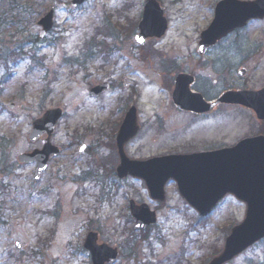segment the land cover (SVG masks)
Masks as SVG:
<instances>
[{
    "label": "rangeland",
    "instance_id": "obj_1",
    "mask_svg": "<svg viewBox=\"0 0 264 264\" xmlns=\"http://www.w3.org/2000/svg\"><path fill=\"white\" fill-rule=\"evenodd\" d=\"M70 1L0 0V264H91L83 248L89 231L119 249L112 264L206 263L242 220L244 205L226 196L199 217L173 181L163 202L151 200L143 181L115 175L114 137L131 105L141 129L125 146L130 158L214 150L250 136L247 108L194 118L173 106L171 92L182 72L195 77L191 88L205 99L263 87L264 19L199 57V34L219 0H156L168 29L144 45L134 40L144 0ZM50 8L53 28L41 38L37 21ZM103 82L109 90L92 97L90 89ZM52 108L63 111L50 138L61 152L34 179V165L17 158L41 148L45 136L27 137L32 121ZM129 200L154 210L156 223L134 230ZM227 264H264V239Z\"/></svg>",
    "mask_w": 264,
    "mask_h": 264
},
{
    "label": "water",
    "instance_id": "obj_2",
    "mask_svg": "<svg viewBox=\"0 0 264 264\" xmlns=\"http://www.w3.org/2000/svg\"><path fill=\"white\" fill-rule=\"evenodd\" d=\"M85 0H71L72 6ZM53 9L38 21L43 37L52 27ZM264 18V0H220L214 6L213 18L199 35L197 53L203 54L218 40L247 21ZM139 34L135 41L143 45L148 38L159 39L167 29L163 8L156 0H145L138 24ZM239 71V75H243ZM193 78L186 74L175 77L172 91L173 103L181 110L202 113L219 103L241 105L254 109L259 120H264V88L258 91H226L215 102L207 103L198 93L190 90ZM108 83H102L90 90L97 97L108 90ZM63 112L60 108L49 109L32 122L28 140L34 142L46 135L41 149L18 156L20 163L35 164L34 179L46 169L49 156H56L60 149L50 143L55 125ZM137 111L131 106L115 137L119 163L115 168L118 178L127 175L145 182L151 199L164 201V186L168 180L176 184L179 195L200 216L208 215L226 194L233 195L245 204L242 221L234 225L225 237L220 252L207 264H225L248 247L264 238V136L248 137L234 146L214 151L192 154H168L144 160L130 159L124 152L125 144L139 131ZM85 149L79 147V153ZM130 216L134 219L133 228L142 230L156 222L155 212L145 204L129 202ZM15 248L21 249L19 242ZM83 248L89 252L91 264H111L118 256L115 247L98 243L96 232L87 233Z\"/></svg>",
    "mask_w": 264,
    "mask_h": 264
},
{
    "label": "flooded vegetation",
    "instance_id": "obj_3",
    "mask_svg": "<svg viewBox=\"0 0 264 264\" xmlns=\"http://www.w3.org/2000/svg\"><path fill=\"white\" fill-rule=\"evenodd\" d=\"M172 66V65H171ZM170 66V67H171ZM245 72V71H244ZM183 73V72H182ZM190 75V74H189ZM194 78V81H195V77H193ZM194 83V82H193ZM193 83H192V85H193ZM192 85L190 86V87H192ZM264 87V86H263ZM263 87H261V88H263ZM260 89V88H259ZM191 90L193 91V92H196V91H194L192 88H191ZM253 92H254V89H251ZM256 90H258V89H256ZM225 91H227V90H225ZM225 91H223V92H225ZM222 92V93H223ZM221 93V94H222ZM221 94H219L218 96H220ZM203 96V95H202ZM218 96L217 97H215V98H211V99H205L207 102H213L214 100H216L217 98H218ZM204 97V96H203ZM222 107H227L226 105H216L211 111H214V110H217V109H220V108H222ZM178 110V109H177ZM178 111H180V110H178ZM210 111V112H211ZM180 112H182V113H186L188 116H192V117H194V118H201V116H204L205 114H207V113H193V112H183V111H180ZM209 113V112H208ZM251 115H252V123H253V131H252V133H251V137H253L254 138V136L255 135H263L264 136V120H259V119H257L256 118V116H255V114H254V109L253 110H251ZM254 118H255V124H256V127H257V129H256V131H255V133H254ZM119 250V249H118Z\"/></svg>",
    "mask_w": 264,
    "mask_h": 264
}]
</instances>
